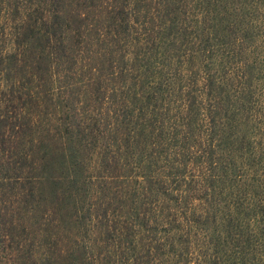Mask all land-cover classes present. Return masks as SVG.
Segmentation results:
<instances>
[{"label": "trees", "instance_id": "16d2710c", "mask_svg": "<svg viewBox=\"0 0 264 264\" xmlns=\"http://www.w3.org/2000/svg\"><path fill=\"white\" fill-rule=\"evenodd\" d=\"M222 10L0 0L2 264H96L92 207L123 264H264V148L248 137L264 55L250 60L237 14L214 31Z\"/></svg>", "mask_w": 264, "mask_h": 264}, {"label": "rangeland", "instance_id": "374dc122", "mask_svg": "<svg viewBox=\"0 0 264 264\" xmlns=\"http://www.w3.org/2000/svg\"><path fill=\"white\" fill-rule=\"evenodd\" d=\"M229 5H231L234 10L230 12H226L222 10L220 14L214 13L213 20L214 24L217 26L215 30L218 31L221 35L225 34L227 30H223L224 22L228 21V17L237 14L236 19L240 22L242 21L247 27L250 28V33L255 34V37L250 39L251 41H255L254 44L248 50V54L250 55V60L252 61L254 58H257L264 55V8H262L261 4H256L253 0H228ZM9 34V33H8ZM7 34V35H8ZM7 37V36H6ZM262 37V38H261ZM12 44L8 42L6 48L9 50L11 49ZM264 70V67H263ZM264 73V72H262ZM260 77L258 74H255L254 77V89L256 90L257 100L259 101V105L261 106V112L255 114L260 117L258 120L259 124L255 122V119L251 117L250 121L254 124L248 132V137L251 136V142L253 146L255 145L258 152H260L264 148V78L259 79ZM248 127V126H247ZM250 159V155H249ZM251 160V159H250ZM98 161V154L97 152H93L90 159L89 165L91 167H95ZM261 170V171H260ZM258 173V177L264 179V169L261 166ZM259 190V189H258ZM256 190V191H258ZM264 195V191L261 192ZM88 207V206H87ZM88 224L86 227V232L82 235V241L87 246L90 251L91 255H94V259L96 264H109L110 261L116 259V264H123L121 263L120 259H117V255L114 254L113 244L111 241L103 240L97 234V228L95 224V210L92 208L88 209ZM2 248V247H1ZM0 248V264H2L5 259V253L1 251ZM133 250L129 251V255L132 253ZM106 255L104 256V254ZM125 261L128 260V257H123ZM176 259L172 257L171 259H167L164 263L159 259H155L151 261V264H174ZM130 260L128 264H130Z\"/></svg>", "mask_w": 264, "mask_h": 264}]
</instances>
